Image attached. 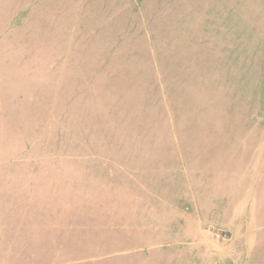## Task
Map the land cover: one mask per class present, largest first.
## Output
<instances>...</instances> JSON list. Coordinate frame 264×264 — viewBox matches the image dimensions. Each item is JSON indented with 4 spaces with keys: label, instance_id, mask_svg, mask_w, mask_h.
Here are the masks:
<instances>
[{
    "label": "rangeland",
    "instance_id": "rangeland-1",
    "mask_svg": "<svg viewBox=\"0 0 264 264\" xmlns=\"http://www.w3.org/2000/svg\"><path fill=\"white\" fill-rule=\"evenodd\" d=\"M262 193L264 0H0V264H174L138 230L186 197L264 264Z\"/></svg>",
    "mask_w": 264,
    "mask_h": 264
},
{
    "label": "crops",
    "instance_id": "crops-1",
    "mask_svg": "<svg viewBox=\"0 0 264 264\" xmlns=\"http://www.w3.org/2000/svg\"><path fill=\"white\" fill-rule=\"evenodd\" d=\"M263 168V167H262ZM202 187H198L195 191L194 196H203L201 191ZM186 197V196H185ZM261 203L264 204V194L261 196ZM186 200L183 202L174 201L173 206L170 208L169 212L164 215L165 225H162V218H158L159 214L157 211L153 210V217L149 218L145 228H139L138 231L143 232V235H151L153 238L149 239L148 245H139L136 248V252L144 253L145 250H162L167 247L176 248V255L174 256V264H190L188 261L194 258L198 264H202L199 260H203L205 257H209L212 254H208V248L210 247L208 242L203 238L201 230V220L198 213L202 211L201 201H198V207L200 208L198 213H190L187 211L186 206L188 205ZM264 214H261V219H263ZM163 232V233H162ZM172 237V239H171ZM145 255V254H144ZM148 260L150 257L144 256L142 259L144 261Z\"/></svg>",
    "mask_w": 264,
    "mask_h": 264
}]
</instances>
